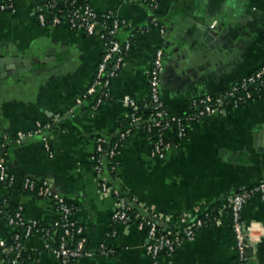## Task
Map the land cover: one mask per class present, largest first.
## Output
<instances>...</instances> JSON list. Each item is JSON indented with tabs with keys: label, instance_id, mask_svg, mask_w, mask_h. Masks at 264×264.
Wrapping results in <instances>:
<instances>
[{
	"label": "crops",
	"instance_id": "0c3cea01",
	"mask_svg": "<svg viewBox=\"0 0 264 264\" xmlns=\"http://www.w3.org/2000/svg\"><path fill=\"white\" fill-rule=\"evenodd\" d=\"M103 17L113 11L125 24L118 36L133 35V47L111 85V98L94 108L78 105L104 53L98 35L66 24L41 26L35 0H16V10H0V160L19 179L47 181L73 205V217L87 238L80 264H153L147 237L136 224L112 219L116 199L101 189L91 156L99 136L114 138L127 123L132 96H148V70L156 49L164 48L162 99L170 112L189 111L192 101L227 89L264 64V0H161L152 9L141 0H87ZM216 23L205 43L203 26ZM165 27V35L160 31ZM14 68L18 71L15 76ZM37 121L48 123L49 153L41 135L13 140ZM150 138L135 125L118 152L114 183L140 212L167 231L179 230L225 198L264 181V99L208 115L188 126L187 137L163 159L151 155ZM22 206L27 219L42 224L58 216L51 199L0 182V240L17 230L8 217ZM255 240L250 264H264V199L243 210ZM23 251L39 264H58L56 240L35 233ZM102 245L114 249L102 252ZM3 250L0 249V258ZM9 256L15 252L9 251ZM7 259V257H6ZM20 260V258H19ZM159 264H238L229 213L198 228Z\"/></svg>",
	"mask_w": 264,
	"mask_h": 264
},
{
	"label": "built area",
	"instance_id": "2783aa9c",
	"mask_svg": "<svg viewBox=\"0 0 264 264\" xmlns=\"http://www.w3.org/2000/svg\"><path fill=\"white\" fill-rule=\"evenodd\" d=\"M35 13L41 26L57 27L66 24L74 31H83L88 35H98L104 42L105 49L98 64L95 77L85 94L77 99V104L85 103V100L96 93H99L92 106L100 107L105 100L111 98V85L124 65L127 54L133 47V35L121 41L117 38L118 31L125 24V20L108 11L102 20V16L88 2L79 3L77 0H35ZM134 1V0H123ZM152 9L159 6L161 0H141ZM0 10H16V0H0ZM160 26L162 35H165V27ZM216 23L210 28H215ZM164 48L156 49L154 58L148 70V96L145 100L139 101L132 96H126L124 101L129 107L128 116L131 124L141 125L146 123L145 131L151 141V155L157 159H163L168 150L177 148L187 137L188 126L193 121L204 117L223 112L228 108H239L249 101L264 99V64L254 72L248 74L237 83L227 89L215 93H207L192 101V111L186 114H175L166 107L161 95V80L164 70ZM148 113V117L145 116ZM50 124L37 121L35 127L28 131H18L13 138L16 142L41 135L45 148L52 153L47 142L46 131ZM131 133L130 130L121 133V139H126ZM177 141V142H176ZM104 138L98 137L96 149L91 156V161L98 175L101 189L108 192L116 199L112 219L116 223H134L144 231L147 237L145 246L147 254L153 264H159L162 255L172 256L177 249L185 242L195 239L198 228L208 225L211 214L207 211L199 216L194 222L182 226L176 231L163 229L159 222L136 211L128 198L121 194L118 187L108 184L107 177L102 168L100 157L96 152L103 150ZM118 146L111 149L110 155L118 156ZM119 162L115 165L116 169ZM0 182L10 187L19 186L24 191L36 193L41 197L51 199L58 212L57 218L50 224H42L37 219H27L24 216L23 207H18L8 217L11 226L16 227L11 245L6 240H0V249L3 250L0 264H20L19 258L23 253V240L35 233H42L46 237L56 240L54 254L58 264H80V260L92 255L86 249L87 238L83 233L82 226L78 225L73 217V205L62 194L54 191L47 181L37 180L32 177L19 179L0 160ZM254 197L264 199V181L246 188L244 190L229 194L225 200L214 209L217 217L223 213H229L231 228L235 238L236 255L238 264H250L249 249L255 237L253 229L247 226L243 220V210L248 201ZM216 217V218H217ZM215 218V219H216ZM102 252L111 254L114 249L102 245ZM9 251L15 252L10 258ZM7 257V259H6ZM31 264H39L35 261Z\"/></svg>",
	"mask_w": 264,
	"mask_h": 264
},
{
	"label": "trees",
	"instance_id": "16d2710c",
	"mask_svg": "<svg viewBox=\"0 0 264 264\" xmlns=\"http://www.w3.org/2000/svg\"><path fill=\"white\" fill-rule=\"evenodd\" d=\"M79 3H82L84 2V0H77ZM102 20H104V17L101 18ZM160 25H163V24H160ZM119 32V31H118ZM117 38L120 39L121 41H124L125 39H121L118 34H117ZM99 93H96L92 96H89L85 101H89L91 104H94L97 97H98ZM109 100V99H108ZM108 100H105V102H107ZM104 102V103H105ZM192 105V104H191ZM192 111V108L187 111V112H184V113H181V114H186V113H189ZM145 116L148 117V113H145ZM127 123H129V127H126L125 125L119 130L118 134L114 137V138H108L106 136H99L101 138H104L105 139V142L103 143V150L101 152H96V156L97 157H100L101 158V161H102V168H103V171L107 177V181H108V184L112 187H117L116 184L114 183V178L116 177L117 175V169L115 167V165L117 164L118 162V157L117 156H113L111 157L110 155V151L111 149L115 146L116 143L119 144L118 146V150L121 148V146L123 145L124 141L126 139H121V133L122 132H125L127 130H130L132 132V130L134 129L135 125L134 124H131V121H130V117L128 116L127 118ZM143 129L146 128V123H142L140 125ZM177 142V141H176ZM121 194L126 197V195L121 191ZM127 198V197H126ZM134 206V209L136 211H139L138 208L133 204ZM210 214H211V220L210 222H208V224L212 223L215 218L217 217V213L216 211L213 209L209 210L208 211ZM13 236H14V233L11 235V237L9 239H7V244L8 245H11L14 243V240H13ZM20 264H31V262H33L32 260V257H31V254H29L28 252L26 253L25 251H23L22 253V256L20 257Z\"/></svg>",
	"mask_w": 264,
	"mask_h": 264
},
{
	"label": "water",
	"instance_id": "95a60500",
	"mask_svg": "<svg viewBox=\"0 0 264 264\" xmlns=\"http://www.w3.org/2000/svg\"><path fill=\"white\" fill-rule=\"evenodd\" d=\"M203 30H204V32L202 33V38H203V41L205 42V43H209V42H211L214 38H215V36H216V28H210V27H207V26H203ZM16 67H14V68H9L8 67V69H11L12 71H14V73H15V76H18L17 74H18V71L15 69ZM23 141H28V139H25V140H23Z\"/></svg>",
	"mask_w": 264,
	"mask_h": 264
}]
</instances>
